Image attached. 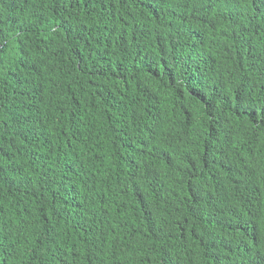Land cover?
Listing matches in <instances>:
<instances>
[{"label": "trees", "instance_id": "trees-1", "mask_svg": "<svg viewBox=\"0 0 264 264\" xmlns=\"http://www.w3.org/2000/svg\"><path fill=\"white\" fill-rule=\"evenodd\" d=\"M0 264H264V0H0Z\"/></svg>", "mask_w": 264, "mask_h": 264}]
</instances>
